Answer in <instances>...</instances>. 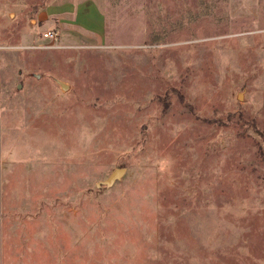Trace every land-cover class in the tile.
Listing matches in <instances>:
<instances>
[{"label": "rangeland", "instance_id": "374dc122", "mask_svg": "<svg viewBox=\"0 0 264 264\" xmlns=\"http://www.w3.org/2000/svg\"><path fill=\"white\" fill-rule=\"evenodd\" d=\"M0 264H264V0H0Z\"/></svg>", "mask_w": 264, "mask_h": 264}, {"label": "water", "instance_id": "95a60500", "mask_svg": "<svg viewBox=\"0 0 264 264\" xmlns=\"http://www.w3.org/2000/svg\"><path fill=\"white\" fill-rule=\"evenodd\" d=\"M55 81L60 85L62 89L67 88V84H65L61 80L55 78ZM124 173L125 168H117L110 174V176L106 180L99 182L98 185L102 186V184H105L107 186H112L117 180H120L122 178Z\"/></svg>", "mask_w": 264, "mask_h": 264}, {"label": "built area", "instance_id": "2783aa9c", "mask_svg": "<svg viewBox=\"0 0 264 264\" xmlns=\"http://www.w3.org/2000/svg\"><path fill=\"white\" fill-rule=\"evenodd\" d=\"M44 37L45 38H50V39H53V40H56L57 39V35L54 31L52 30H47L43 33Z\"/></svg>", "mask_w": 264, "mask_h": 264}]
</instances>
